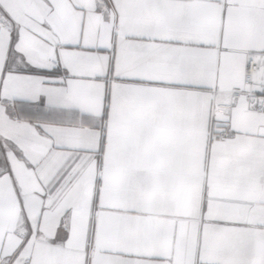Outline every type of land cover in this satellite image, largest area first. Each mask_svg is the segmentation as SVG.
Returning a JSON list of instances; mask_svg holds the SVG:
<instances>
[{
  "label": "snow or ice",
  "instance_id": "obj_1",
  "mask_svg": "<svg viewBox=\"0 0 264 264\" xmlns=\"http://www.w3.org/2000/svg\"><path fill=\"white\" fill-rule=\"evenodd\" d=\"M0 264H264V0H0Z\"/></svg>",
  "mask_w": 264,
  "mask_h": 264
}]
</instances>
